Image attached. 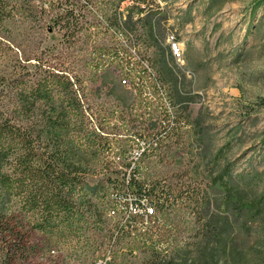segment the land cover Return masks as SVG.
<instances>
[{
	"label": "rangeland",
	"instance_id": "1",
	"mask_svg": "<svg viewBox=\"0 0 264 264\" xmlns=\"http://www.w3.org/2000/svg\"><path fill=\"white\" fill-rule=\"evenodd\" d=\"M104 1L112 15L117 0ZM74 2L77 0H0V75H8L16 61L48 46L83 75L90 105L101 113L95 121L102 119L103 135L112 148L109 153L103 149L95 165L109 172L102 170L89 179L96 186L100 179L110 177L111 181L103 186L104 204L111 185H121L127 174L116 168L125 156L120 151L135 140L134 134L152 130L148 126L151 118L165 114L158 89L161 86L183 127L164 139L156 151L139 159L134 179L148 187L159 183L183 190L190 186L199 198L211 197L212 209L219 203V210L231 226L225 233L226 249L215 241L206 244L205 240H198L202 236L194 235L202 234L207 222L202 218V207L195 202L187 204L184 198L178 206L158 213L156 220L151 218L145 227L139 223L132 231L125 230L129 236L112 249L117 250L122 242L134 238H147V230L154 223L172 230L176 229L171 228L174 222H179L183 239L163 251L176 257L178 263L209 264L204 252L215 249L216 264H264V210L242 230L232 216L248 206L254 211L264 192V107L260 104L264 98V0H147L144 12H133L137 23L134 28L117 30L106 21L98 28L75 34L74 43L69 46L60 25L51 23L50 16L41 18V7L62 9ZM131 5L130 1L119 5L122 21ZM151 13H159L162 18L163 35L156 29L149 37L144 23L145 16ZM170 35H175L184 50L179 61L172 55ZM93 41L104 45L101 55L91 53ZM85 49L89 51L86 55ZM83 54L86 60L90 59L89 64L79 62ZM140 64L149 65L151 71L142 75L145 82L138 86L136 77L140 74L125 73L128 68L139 69ZM227 167L232 168V175L228 180L221 179ZM255 172L262 173L261 183L246 186L236 177L237 173ZM215 185H219L216 197L212 193ZM100 223L92 227L82 219L73 226L76 232L70 237L61 236V243L56 246L47 244V234L32 232L29 224L35 242L40 240L31 264H82L91 253L90 243L82 240L84 236L89 237L94 231L99 235L114 233L120 226L119 219L109 217L107 211ZM53 237L58 239L60 235ZM197 240L199 247L190 244ZM148 242L136 243L133 252L124 248L127 258L138 262L149 258L153 251ZM103 263L104 252L100 251L97 264Z\"/></svg>",
	"mask_w": 264,
	"mask_h": 264
},
{
	"label": "trees",
	"instance_id": "2",
	"mask_svg": "<svg viewBox=\"0 0 264 264\" xmlns=\"http://www.w3.org/2000/svg\"><path fill=\"white\" fill-rule=\"evenodd\" d=\"M125 1L133 5L122 21L124 16L118 9ZM104 4H107L104 0H77L62 9L52 5L41 7V18L50 16L51 23L60 25L65 42L71 46L75 34L91 27L98 28L106 21H110L111 27L117 30L134 28L137 24L133 20L134 10L142 13L148 3L147 0H117L112 15ZM143 4L146 5L143 7ZM158 15L151 13L145 16L144 25L149 37L156 29L163 35L162 18ZM129 44L134 43L129 41ZM90 48L95 55H101L105 50L99 41H93ZM87 53L89 51L85 49L84 54ZM84 54L79 62L86 65L90 59L86 60ZM260 104L264 107V98ZM100 115V111L90 105L83 75L75 72L71 63L63 60L53 47L35 50L16 61L8 75H0V264H31L32 255L36 254L40 243L39 239L35 242L34 231L50 236L47 244L56 246L61 243V236L70 237L72 232H76L73 226L82 219L92 227L101 224L106 212L103 186L111 180L110 177L102 178L96 186L89 180L105 170L95 167L102 156L103 146L109 142L102 134V119L98 123L95 121L101 118ZM105 171L109 172L108 169ZM231 171L232 168H225L224 176L220 178L228 180ZM236 177L246 186L263 181L261 172L237 173ZM131 182L139 189L140 195L156 204L160 214L178 206L179 200L184 198L187 204L195 202L201 206L207 226L202 234L196 232L194 237L202 236L198 240L203 239L206 244L215 241L227 248L226 234L231 227L230 221L223 217L219 203L212 209L210 196L199 198L190 186L183 190L159 183L148 187L136 181L134 176ZM218 186L212 189L214 197ZM228 190L231 199V189ZM260 201L254 211L248 206L238 214H232L239 229L245 228L258 217L261 209L264 210V192ZM200 219L198 217L197 221ZM29 224L32 232L28 230ZM154 224L156 228L152 226L147 230V238L122 242L117 250H113V246L129 236L123 228L117 227L114 233L99 235L94 231L89 237L84 236L82 240L85 244L90 243L91 253L89 251L90 255L82 264H97L100 251L104 252L103 264H181L173 255L163 253L183 239L180 223L174 222L175 226L171 228L176 229L172 230ZM248 232L246 230L245 235ZM57 233L60 237L55 239L53 235ZM198 240L190 244L199 247ZM147 241H150L148 245L153 251L149 258L141 262L127 258L126 252H133L136 243L145 244ZM213 250L204 252L208 256L205 262L209 264L217 262Z\"/></svg>",
	"mask_w": 264,
	"mask_h": 264
},
{
	"label": "built area",
	"instance_id": "3",
	"mask_svg": "<svg viewBox=\"0 0 264 264\" xmlns=\"http://www.w3.org/2000/svg\"><path fill=\"white\" fill-rule=\"evenodd\" d=\"M169 42L172 44V49L175 52V61L178 59V49H183L178 41H175V35L169 36ZM119 53V51H118ZM125 73L127 76L140 74L136 77L138 86L145 80L142 75L151 71L149 65L142 66L140 64L139 69H127ZM127 82L126 79H124ZM141 82V83H139ZM161 99L164 104V115L159 117H153L149 120V127L152 130L147 133H140L139 135H133L135 140H130L131 144L127 149H122L120 152L125 154L122 161L117 165V169L127 171L124 175V181L121 185L113 183L110 191L105 196L106 211L109 217L118 218L120 221V228L132 231L140 223L142 227L149 224V220L158 216V209L156 204L151 202L148 198L140 195L139 189L131 182L135 171L140 167L139 159H141L147 153L156 151L161 145L164 139L174 136L178 130L183 127V123L179 121L178 117L173 113V104L166 96L164 89L158 85ZM103 134V133H102ZM122 136V135H120ZM103 149L109 153L110 143L108 142L103 146ZM140 220V221H139Z\"/></svg>",
	"mask_w": 264,
	"mask_h": 264
},
{
	"label": "bare ground",
	"instance_id": "4",
	"mask_svg": "<svg viewBox=\"0 0 264 264\" xmlns=\"http://www.w3.org/2000/svg\"><path fill=\"white\" fill-rule=\"evenodd\" d=\"M175 41H177L176 40V37H175ZM180 44V43H179ZM171 50H172V55H173V57L175 58V52H174V50L172 49V46H171ZM183 57H184V50L183 49H178V59H183Z\"/></svg>",
	"mask_w": 264,
	"mask_h": 264
}]
</instances>
